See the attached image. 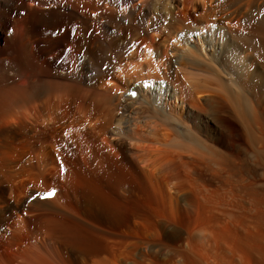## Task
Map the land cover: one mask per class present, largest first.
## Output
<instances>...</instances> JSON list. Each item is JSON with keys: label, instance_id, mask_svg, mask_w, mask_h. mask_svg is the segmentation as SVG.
<instances>
[{"label": "bare ground", "instance_id": "1", "mask_svg": "<svg viewBox=\"0 0 264 264\" xmlns=\"http://www.w3.org/2000/svg\"><path fill=\"white\" fill-rule=\"evenodd\" d=\"M0 264H264V0H0Z\"/></svg>", "mask_w": 264, "mask_h": 264}, {"label": "snow or ice", "instance_id": "2", "mask_svg": "<svg viewBox=\"0 0 264 264\" xmlns=\"http://www.w3.org/2000/svg\"><path fill=\"white\" fill-rule=\"evenodd\" d=\"M133 95H135V93H133ZM53 194H54L53 192H48V193H47L48 196H51V195H53Z\"/></svg>", "mask_w": 264, "mask_h": 264}]
</instances>
